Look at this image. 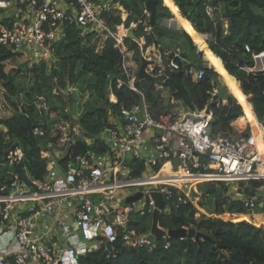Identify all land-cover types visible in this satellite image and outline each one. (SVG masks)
Listing matches in <instances>:
<instances>
[{"label":"built area","instance_id":"1","mask_svg":"<svg viewBox=\"0 0 264 264\" xmlns=\"http://www.w3.org/2000/svg\"><path fill=\"white\" fill-rule=\"evenodd\" d=\"M220 2L208 0L205 5L208 16L219 26L227 23ZM111 10L121 16V22L109 23L104 13ZM131 13L121 0H0V49L11 53L0 62L9 67L20 61L30 66L40 62L50 66L56 61L54 42L64 36L67 25H75L82 36L94 33L92 43L97 50L103 49L109 38L115 40V47L124 53L123 73L128 78L127 84L141 97L131 107L122 106L120 113L114 115L96 137H87L89 142L104 141L107 145L105 153L78 154L61 168L49 166L52 157L49 154L57 146L50 141L42 150L48 166L44 180H33L31 185L15 174L11 182L0 185V226L3 229L0 239L6 237L15 247L7 254L14 255V262L0 256V264H80V256L91 251V243L99 241L106 246L108 241L114 247L120 238L119 232L126 246L152 248L156 245L148 238L152 229L148 233L131 229L130 217L148 205L152 210L156 208L154 191L163 194V209L168 212L172 207L188 203L197 206L199 211L202 209L200 203L205 199L199 185L222 182L230 185L229 197L242 200L249 210L254 208L256 199L246 194V184L241 183L264 182V122L256 115V129L248 122L244 128L234 127L232 135L214 136L210 131L211 114L188 111L173 95L165 99L171 105L169 110L155 114L145 98L144 89L137 86L141 81L138 71L143 60L146 61V72L153 76L164 75L167 63L171 70L184 71L196 82L206 77V68L217 70L193 37V49L197 60L202 58V67L197 66V60L193 61L182 46L164 49L161 44H149L147 36L154 32L152 10L147 2L141 17L127 23ZM157 22L188 32L177 22L175 14L157 19ZM140 27L144 33L138 36ZM131 30L137 38L129 36ZM197 33L211 49L209 41L215 38L214 33ZM127 38L136 42L141 53L136 69L128 63L134 49L128 47ZM244 50L251 59L242 63L240 69L248 74L264 72V49L255 50L245 43ZM119 82V86L124 84L122 79ZM164 82L157 86L162 88ZM220 85L219 81L206 91L212 101L218 99ZM68 90L78 92L79 88L70 84ZM162 96L166 97L164 90ZM110 99L113 101L112 94ZM44 100V96L39 97V101ZM8 106L6 88L0 83V118ZM0 128L6 130L4 125ZM34 133L44 135L46 132L42 127H36ZM61 141L65 143L66 138L61 137ZM74 142L73 139L71 144ZM141 144H144L142 148ZM6 157L10 165L20 163L24 160V151L16 147ZM134 160L145 166L139 175H134L136 169L130 164ZM167 163L178 172L177 178L183 180V186L152 180ZM127 188L132 191L122 194L121 191ZM139 192L142 193L140 199L131 203L126 201ZM123 198L124 204L120 201ZM22 202L29 204L26 208H18L17 204ZM40 219L44 221L40 222ZM170 237L169 234L164 236L166 247L170 245Z\"/></svg>","mask_w":264,"mask_h":264},{"label":"trees","instance_id":"2","mask_svg":"<svg viewBox=\"0 0 264 264\" xmlns=\"http://www.w3.org/2000/svg\"><path fill=\"white\" fill-rule=\"evenodd\" d=\"M176 1L181 13L193 23L197 31L214 33L215 38L209 44L220 57L217 69L219 73L206 68V77L196 82L193 76L181 71L162 83V88L149 80L138 81L137 86L144 89L152 111L159 114L169 110L171 105L162 96L163 90L169 89L171 95L180 100L188 111L204 113L210 107V131L214 136L234 134L233 122L244 115V109L256 113L259 120L264 122V72L248 74L240 69L242 63L251 59L244 50L245 43H249L255 50L264 49V25L249 23L245 13H239L244 0H221L228 24H222L220 28L218 24H212L206 10L202 9L208 0ZM121 2L126 9L132 11L127 20L129 23L141 17L147 0ZM157 7L159 20L172 16V11L176 16L181 15L173 0H158ZM250 7L256 14L264 17L263 5L252 1ZM114 12L115 10H111L104 13L110 24L122 21L121 16ZM229 13L233 15L228 17ZM193 26L190 24L188 29L191 35L184 33L195 48L191 38L195 31ZM143 33V27H140L137 35L141 36ZM93 37L94 33L82 36L77 26L67 25L64 36L53 44L56 61L50 66L46 62L30 66L29 63L20 61L16 66L9 67L0 62V83L6 88L8 101L14 107L12 116L0 118V125L6 127V130L0 128V164L6 165L3 172H0V183L11 182L15 174L31 185L33 180L42 181L46 178L48 166L42 150L47 148L48 142L56 143L57 139L50 135L49 122L57 119L50 120V110L58 111L57 117L60 120L68 123L75 121L83 131L76 136L75 142L59 160L61 165H66L78 154L105 153L107 145L104 141L89 142L87 137H96L112 121V117L120 113L122 106L131 107L140 101V95L127 84L128 78L123 73L124 53L115 47V40L109 38L103 49L97 50L92 43ZM147 37L149 44L158 43L164 49L182 46L188 55L187 46L178 37L155 33ZM126 43L129 48L134 49V58L139 63L141 53L136 42L127 38ZM9 55L10 52L0 49V61ZM21 66H25L27 74L31 75L27 87L15 80V75L21 72ZM197 66H203L201 57L197 60ZM219 74L237 100L231 98L215 104L206 93L213 85L219 84ZM119 79L124 82L122 86H119ZM70 84L78 86L79 91H69ZM111 94L113 101L110 99ZM40 96L45 97L44 101L49 108L38 109ZM36 127H42L46 133L35 134ZM16 147L23 149L24 160L10 165L6 155ZM130 164L136 169L134 175L141 174L145 167L143 162L136 160ZM168 165H165L159 176L163 177L165 172L167 177L176 174L168 169ZM202 184H206L208 188L211 183ZM226 184L212 183L209 187V190L216 192L215 206L201 218H196L198 207L192 203L172 207L169 212L163 209L161 212L160 226L165 230L195 228L206 234L207 238L171 236L168 238L170 245L166 247V239L159 237L152 248L133 247L124 245L119 232L120 238L114 243L112 250L103 244L101 248L80 256V264H264V229L255 224L264 222V206H260L264 201V182H242L246 184V194L258 201L252 212L242 200L228 196ZM152 213L150 205L142 211L133 212L130 228L139 233H148L152 229Z\"/></svg>","mask_w":264,"mask_h":264},{"label":"water","instance_id":"3","mask_svg":"<svg viewBox=\"0 0 264 264\" xmlns=\"http://www.w3.org/2000/svg\"><path fill=\"white\" fill-rule=\"evenodd\" d=\"M252 1L256 2L259 5L264 6V0H244L243 7L239 11V13L244 12L249 23H260L264 25V17L256 14L250 7V2ZM157 3H158V0H147V6L150 7V9L152 10L151 24L153 26V32L155 34H165L168 36H174V37L180 38L181 41L187 46L189 57L193 61H196L197 60L196 52L193 49L190 40L185 36L184 31L179 30V29L168 28L157 22V16H158ZM232 15L233 13H229L228 17ZM129 36L132 38H137L134 30H131L129 32ZM145 67H146V61L143 60L140 65L139 71H138V76L141 80H149L152 84H158L160 82H164L167 76L180 73L179 71L171 70L167 63H166V72L164 75H161V76H153L147 73L145 70ZM231 98L236 99L234 93L229 91L226 86L220 85L219 97L213 103L218 104L220 101H227L228 99H231ZM207 113H210V107L207 109ZM152 195L156 202V208L153 210V213H152V216H153V223H152V230H151L152 232L148 235V238L152 241V243H155L157 238L164 237L166 234H169L170 236H177V237L195 236L196 239L207 238L206 234L196 231L195 228L182 227L179 229H172L168 231L162 228L160 226V216H161V209H163L165 205L164 197L161 192H157V191H154ZM141 196H142V193L139 192L136 195L129 196L126 201L128 203H131V202H134L140 199ZM257 202L258 201H256V203ZM260 205L264 206V201L261 202ZM252 211L253 210H250V212ZM106 246L110 250L113 249L112 243L108 241L106 242ZM220 253L222 256L224 255L222 251H220Z\"/></svg>","mask_w":264,"mask_h":264},{"label":"rangeland","instance_id":"4","mask_svg":"<svg viewBox=\"0 0 264 264\" xmlns=\"http://www.w3.org/2000/svg\"><path fill=\"white\" fill-rule=\"evenodd\" d=\"M202 9H203V11H205L206 10V6L204 5ZM210 21H212V20H210ZM212 24H213V21H212ZM135 61L138 64V61L137 60H135ZM20 70H21L22 73L20 72L19 75H15V80L21 86H23V87L26 86L27 87L30 84L31 75L27 74L25 66H21ZM14 73H15V71H14ZM220 80L223 81L221 78H220ZM9 104H10V106L6 107L5 110H4V113H6V115L3 114L4 118H7L8 116L10 117V116H12L14 114V107L10 103V101H9ZM37 104H38V109L49 108V105L47 104L46 101H39V102H37ZM50 112H51L50 113L51 114L50 115V120H53L54 118H57L56 121H54V122L50 121L49 123H50V127H51V135L52 136H56V138H57L56 139V145L57 146H55V147H59L58 149H60V148H63L65 146L71 144L72 140L76 139V136H77L76 134H78V125L76 124L75 121L68 123L65 120H60V118L57 117V115L59 114L58 111H54V110L51 111L50 110ZM60 125L64 129L59 127ZM61 137L66 138V141H65L66 145L65 146H64L65 143H63L61 141ZM143 145L144 144H141V148H142ZM1 166L3 167V165H0V168H1ZM0 172H2L1 169H0ZM213 184H216V183H213ZM200 185H199V189L203 192L205 199L202 201V203H201V208L202 209H200L199 211L201 212V210H202V212H205V214H206V213L210 212V210L214 209L216 192H213V191L209 190L210 189L209 187L212 185V183L209 185L208 188H206V186H205L206 184H202L201 186ZM226 185L228 187L230 186L229 184H226ZM130 191H132V189L131 188H127V189H125V190H123L121 192H122V194H124V193H128ZM120 201L123 204L125 203L124 198L122 200H120ZM198 212H196V214H195L196 218L198 217ZM212 215L214 216L215 214H212ZM255 224L257 226H259V227L264 229V222H261V223L255 222ZM102 245H103V243H101L99 241H96L94 244L90 245L91 251L101 248Z\"/></svg>","mask_w":264,"mask_h":264},{"label":"crops","instance_id":"5","mask_svg":"<svg viewBox=\"0 0 264 264\" xmlns=\"http://www.w3.org/2000/svg\"><path fill=\"white\" fill-rule=\"evenodd\" d=\"M173 2L178 6V8H179V10H180V7H179V5H178V3H177V1L176 0H173ZM170 8V7H169ZM171 9V8H170ZM171 11H172V9H171ZM180 13H181V10H180ZM172 14H174V12L172 11ZM182 14V13H181ZM179 17V16H178ZM227 24H228V22H227ZM192 26H193V24H192ZM194 27V26H193ZM194 29H195V27H194ZM196 30V29H195ZM189 33V32H188ZM190 34V33H189ZM191 35V34H190ZM192 37V36H191ZM188 51V50H187ZM220 58V57H219ZM128 63L131 65V66H134V68L136 69V68H138V64H137V62L135 61V58H134V55H130L129 56V58H128ZM219 81H220V83L223 85V86H226L227 87V89L229 90V91H231L230 89H229V87L225 84V82L224 81H221L220 80V78H221V76H220V74H219ZM222 79V78H221ZM241 82V81H240ZM159 84V83H158ZM241 86H242V84H241ZM243 89V88H242ZM164 95L166 96L165 97V99L166 100H168L169 99V97H170V95H171V93H170V91H169V89H164ZM235 100H237V99H235ZM250 100V99H249ZM250 103L252 104V102L250 101ZM252 106H253V104H252ZM244 109V108H243ZM253 109H254V107H253ZM255 112V111H254ZM4 115H6V113H4ZM9 117V116H8ZM244 119H245V114L243 115V116H241V117H239L236 121H234L233 122V125H234V127L235 128H240V127H238L240 124H242V122L244 121ZM77 124V123H76ZM78 125V133H82L83 131H82V129H81V127H80V125L79 124H77ZM77 135V134H76ZM75 140V139H74ZM69 146L70 145H67V147L65 148V147H63V148H60V149H58L57 147L56 148H52V151H51V153L49 154V155H51L52 157H51V161H50V163H49V166H55V167H60L61 166V163H60V159H58V158H60V156H64L66 153H67V149H69ZM45 155H47V153H45ZM169 165H168V169H170L171 170V168H170V163H168ZM0 165H3V167L1 166V170H2V172H3V169H5V166L6 165H4V164H0ZM61 168V167H60ZM164 169H165V167L157 174L158 176L160 175V173L162 172V171H164ZM162 176H167V172H165V173H163V175ZM168 183H170V184H172L173 182H168ZM3 184H6V183H0V185H3ZM262 194H263V198H264V187H263V189H262ZM263 202V201H262ZM29 203L28 202H22V203H18L17 205H18V208L20 207L21 208V206H22V208H26V206L28 205ZM2 204H0V206H1ZM16 205V206H17ZM261 206V205H260ZM40 222H42V221H44L43 219H40L39 220ZM3 229L1 228V226H0V231H2ZM95 243V242H94ZM94 243H91L90 245H92V244H94ZM13 248H15L14 247V244L12 243V241L11 240H8L6 237L5 238H3V239H0V256H2V257H8L11 261H13L14 262V260H15V257H14V255H7L8 254V251L9 250H13Z\"/></svg>","mask_w":264,"mask_h":264},{"label":"bare ground","instance_id":"6","mask_svg":"<svg viewBox=\"0 0 264 264\" xmlns=\"http://www.w3.org/2000/svg\"><path fill=\"white\" fill-rule=\"evenodd\" d=\"M175 18H176L177 22H179V24H181L183 27H185L186 30L188 31L191 22H189L187 19H185L182 16V14L179 17L175 15ZM192 37L196 40L197 43L200 44L201 48H203L205 50L206 57L209 59L211 64L217 70L218 66H219V57L216 56L213 53V51L208 47V45L206 44V42L204 40V37L201 34L197 33L196 30L193 32ZM244 114H245V119L242 122V124H240L238 127L244 128L248 122H252L254 125V128L256 129L257 125H258L256 114L248 111L247 109H244ZM170 168H171V171H174L171 165H170ZM174 172L176 173L175 175L168 176V177L167 176L161 177V176L156 175L155 177L152 178V180L156 181V182H159V181L173 182L172 184H174V185L183 186V180H180L179 178H177L178 172H176V171H174ZM204 214H205V212L199 211L197 218H201Z\"/></svg>","mask_w":264,"mask_h":264}]
</instances>
